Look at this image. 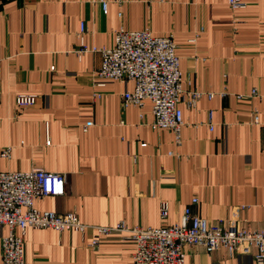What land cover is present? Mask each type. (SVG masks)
<instances>
[{
  "label": "crops",
  "instance_id": "obj_1",
  "mask_svg": "<svg viewBox=\"0 0 264 264\" xmlns=\"http://www.w3.org/2000/svg\"><path fill=\"white\" fill-rule=\"evenodd\" d=\"M246 1L0 0V171L64 174L65 194L35 206L74 211L86 224L171 225L190 207L210 222L264 229V0ZM121 27L172 33L182 88L214 93L179 104V144L170 129L150 127V102L122 105L132 82L99 87V54H75L111 46ZM17 94L35 104L17 106ZM91 235L26 228L23 255L31 264H132L133 241L111 235L90 247ZM185 250L186 264H254L252 251Z\"/></svg>",
  "mask_w": 264,
  "mask_h": 264
},
{
  "label": "built area",
  "instance_id": "obj_2",
  "mask_svg": "<svg viewBox=\"0 0 264 264\" xmlns=\"http://www.w3.org/2000/svg\"><path fill=\"white\" fill-rule=\"evenodd\" d=\"M227 4L231 9H241L246 7L247 1L227 0ZM102 8L106 10L105 2H102ZM80 30L84 31V24ZM87 52H96L100 56L99 67L93 75L95 84L102 87L107 80L132 82V89L122 93V105L142 109L146 101L150 102L153 116L150 127L170 129L176 144L181 141L184 124L179 104L194 107L203 94L208 98L214 95L213 92L182 88L179 57L172 33L158 35L149 28L127 30L121 27L114 32L111 46L98 48L82 44L75 50L78 58ZM250 94L257 95V92L253 88ZM35 101L36 96L32 94H17L15 97L19 107L33 105ZM252 121L257 122V116L254 115ZM8 154L9 147L1 150L3 157ZM169 154L175 155L172 151ZM65 192V177L60 172L42 168L0 171L1 264H31L23 255L26 228L72 230L80 234L90 231V247L98 245L104 237L118 235L134 242L132 264H186L187 246H200L206 252L220 247L230 253L252 251L254 264H264V229L221 220L210 222L192 213L190 207L184 208L174 224L140 227L130 226L123 219L113 225L86 224L74 211L58 213L35 206L38 198L61 196ZM192 202L196 203L197 199L193 198ZM168 214L169 203L160 200V219L165 220ZM4 227L7 233H3Z\"/></svg>",
  "mask_w": 264,
  "mask_h": 264
}]
</instances>
